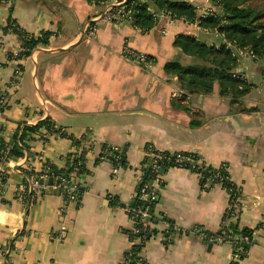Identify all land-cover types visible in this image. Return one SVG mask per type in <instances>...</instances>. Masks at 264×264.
<instances>
[{"label":"crops","instance_id":"obj_1","mask_svg":"<svg viewBox=\"0 0 264 264\" xmlns=\"http://www.w3.org/2000/svg\"><path fill=\"white\" fill-rule=\"evenodd\" d=\"M104 9L88 0H0V26L11 16L34 35L52 32L29 55L8 60L7 52L18 51L21 40L0 29V93L8 92L0 109L4 140L10 144L24 126L46 119L79 142L68 135L32 134L22 155L1 166L6 179L0 183V264L129 263L139 240L131 235L127 207L150 163V156L143 162L149 148L189 151L212 166L225 164L240 191V206L229 214L223 186L203 187L189 169L168 168L162 182H153L151 214L157 220H149L152 234L139 245L135 262L264 264V61L238 60V72L251 85L234 103L217 83L210 92L189 93L176 74L164 71L169 61H193L174 38L183 33L218 45L221 35L182 19H160L144 30L128 19H106ZM87 23L95 26L93 32L84 30ZM124 43L148 54L150 66L122 58ZM15 67L20 74L12 87ZM39 130L45 133L43 126ZM102 143L124 148L125 165L97 161ZM83 148L85 172L72 175L81 191L76 201L53 184H44L31 201L18 198L20 185L30 178L27 170L40 171L45 163L61 169ZM178 226L236 236L251 229V241L230 261L231 243L180 233Z\"/></svg>","mask_w":264,"mask_h":264},{"label":"trees","instance_id":"obj_2","mask_svg":"<svg viewBox=\"0 0 264 264\" xmlns=\"http://www.w3.org/2000/svg\"><path fill=\"white\" fill-rule=\"evenodd\" d=\"M95 4L106 0H88ZM152 4L156 11L165 9L175 14L177 17H184L187 21L192 22L196 16V9L186 3L185 1L175 0H147L139 1L134 0L132 4H125V9L131 10L133 17V24L141 29L147 30L155 24V21L151 14L147 10L148 4ZM212 5L215 6L216 11L214 14L202 18L199 21V26L203 29L215 32L221 35V38L225 42H229L238 48H244L250 50L258 57L264 56V0H212ZM3 32H13L21 40V48L17 52V58H22L30 54L31 50L38 43H47L48 36L52 33L49 31H41L38 35H34L31 32L26 31L15 18L9 16L4 25L0 26ZM173 44L177 46L182 53L190 56L193 61L189 63H180L179 61H169L164 65V71L167 73H174L178 76L181 86L189 93H207L212 90L214 83L218 84L219 93L223 96H228L230 102L234 103L244 96L250 89V83L246 82L241 75H234V71H237L238 59L235 54L232 53L230 47H227L225 43L220 42L218 45L207 44L206 42L196 39L192 35L180 33L173 41ZM8 60H11V54L7 55ZM45 128V133H42L40 127ZM2 130V129H1ZM35 132V133H32ZM39 137H46V135L57 134L60 136H70L65 131L59 130L54 127V124L49 120H42L34 126H24L20 133H15L12 138V142L8 144L2 135H0V161H7L12 156L22 155V150L27 147L26 141L33 138V135ZM74 143L77 145L79 142L73 136H70ZM17 140L22 143L19 145ZM86 149H82V153L76 157L75 155H69L67 157L66 166L58 169L47 163L43 164L40 171L27 170L28 175L38 176L41 173L49 171V174L63 178L64 182H69L72 178V166L76 162L81 161L80 170L78 173H84V153ZM166 158L157 159L155 164L158 166L156 172L152 169L151 164L145 165L142 168V174L138 180L136 193L134 200L130 204V207L142 208L149 204L153 207V200L139 199L137 193L140 187L154 179H159L162 182V175L165 171L173 167L170 163L171 155L166 151H156L150 148V153L156 155L159 153ZM188 156L198 157L196 153L184 151ZM125 149L121 147H113L112 145L102 143L97 153V161L107 158L114 165H125ZM151 155L146 153L143 162H146L147 158ZM201 157V156H200ZM184 166H188L187 160L183 163ZM220 166V165H219ZM219 166L207 165L208 171L203 170L202 176L198 179V183L203 187H207L209 184H216V178L213 173ZM225 167V164H224ZM223 179L220 183L228 193L236 192V195H240V191L237 186L231 181L227 170H222ZM226 175L227 178L224 176ZM6 174L0 170V183L4 184ZM59 179V180H60ZM57 182H60V181ZM64 182H61L64 184ZM65 198L68 194L63 191L62 186L58 189ZM80 188L76 190V199L79 197ZM25 201L34 199L31 192H25ZM234 208L229 207L228 213H233ZM129 215L130 212L128 211ZM149 220L156 221L157 218L150 214L146 221L134 222V227L131 231L133 238L141 239L146 237L147 239L152 234V229L149 225ZM230 236L236 234L233 231L228 230ZM240 235L251 236V229H243L239 233ZM139 248V242L132 248L131 254L128 255L129 264H137L136 253ZM140 263V262H139Z\"/></svg>","mask_w":264,"mask_h":264},{"label":"built area","instance_id":"obj_3","mask_svg":"<svg viewBox=\"0 0 264 264\" xmlns=\"http://www.w3.org/2000/svg\"><path fill=\"white\" fill-rule=\"evenodd\" d=\"M139 1H147V0H139ZM128 2V4H132L134 2V0H106V1H101L99 2L100 4H102L103 6H105L104 9V16L106 19H128L132 24H133V17L131 15V10L130 9H125V6L127 5L126 3ZM126 4V5H125ZM194 8L196 9V16L194 18V20L192 21V23H195L197 25H199V21L202 18H206L207 16H210L212 14L215 13L216 8L214 5H212V0H203V5L201 6H194ZM147 10L149 12V14H151V16L153 17L155 23L160 20V19H166L169 22H173L177 19H182L185 20L186 19L184 17H177L175 14L171 13L168 10L165 9H160L158 11L155 10V8L153 7V5L150 3L147 6ZM95 29V26L92 23H87L84 27V30H87L88 32H93ZM222 43H225L227 47H230L232 50V53L235 54V56H237V59L239 60L241 57H249L252 60H262L264 61V56L263 57H258L255 54H253L250 50L244 49V48H238L235 45L230 44L229 42H225L222 41ZM20 50V49H19ZM17 52L18 51H8L7 55L10 53L11 54V60H16L19 59L17 58ZM119 54L122 58L132 61V62H136L138 64H141L143 66H150L152 59L151 57L141 51H138L132 47H130L127 43H124L119 51ZM6 55V56H7ZM20 74V69L19 67H15L13 70V75L12 78L10 80V86L15 87L17 85L18 82V77ZM234 75H240V73L237 71H234ZM177 93H173V95H176ZM8 101V92L7 91H2L0 93V109L4 108L7 104ZM57 128V127H56ZM2 127L0 125V135L3 136V133L1 130ZM59 129V128H57ZM61 130V129H59ZM85 147L88 146V144H83ZM82 149H80L81 152ZM150 151V148H149ZM169 154L171 155L170 157V163L173 165V167H182V168H186L189 169L191 172H193L196 177L199 179L202 176V171L206 170L208 171L209 169H207V165L209 163L206 162V160L203 157H193L191 155H187L184 151H176V152H169ZM151 158L150 160V164L152 166V169L156 172L157 170V165L155 164L156 160L166 158L164 155H161L160 152L156 153V155L151 154ZM8 160V159H7ZM187 160L188 162V166H184L183 163ZM6 163V161H0V170L1 166ZM80 164L81 161L76 162L75 165L72 166V174L79 172L80 170ZM224 164L220 165L219 167H217V171L215 173H213L214 178H216V183L220 184L222 182L223 179V173L222 170H224ZM49 171H46L38 176H35L33 174L30 175V178L28 180V183H26L25 185H20V189L17 192V196L18 198H21L22 200L25 201L26 195L25 192H31L33 196L38 195V193L43 189L44 184L40 183V179H46L48 177H51L53 179V187L55 189H59L62 186V189L64 192H66L68 194L67 200L69 201H76V187L74 184V178L72 177L71 180L69 182H64L63 178H58L57 176H53L52 174H49ZM226 178L227 176L224 175ZM60 179V180H59ZM60 182H57V181ZM151 180L149 182V184L144 183L138 193L137 196L139 199H145V200H153L154 198V186H153V182L155 181ZM61 182H64L61 183ZM229 196V207H233L234 209L237 208L238 206H240V196L236 195V192H232V193H228ZM151 207L149 204L145 205L142 208H136V207H127V211L130 212V217L132 218V220L134 222L137 223V221L139 222H145L146 219L150 216L151 214ZM234 211V210H233ZM63 229V227H62ZM176 230H178V232L180 233H190V234H194L200 238H204V239H208L210 241H224V242H228V243H232L234 244V248L232 249V253L230 255V261L233 260H237L239 259V257L241 256V252H240V248H241V243H249L251 241V238L248 235H234V236H230L228 231L223 230L217 234H208L205 233L203 230L198 229V228H186V227H177ZM139 240V245L140 246H144L145 243L147 242V238L146 237H142ZM138 260H141L142 258L140 256H138L137 258ZM124 264H129L127 261Z\"/></svg>","mask_w":264,"mask_h":264},{"label":"water","instance_id":"obj_4","mask_svg":"<svg viewBox=\"0 0 264 264\" xmlns=\"http://www.w3.org/2000/svg\"><path fill=\"white\" fill-rule=\"evenodd\" d=\"M40 183H42V184H48V185H52L54 182H53V179L51 178V177H49V178H46V179H40ZM246 244L247 243H241V246L242 245H245L246 246ZM231 245V247H232V249L234 248V244H230Z\"/></svg>","mask_w":264,"mask_h":264},{"label":"rangeland","instance_id":"obj_5","mask_svg":"<svg viewBox=\"0 0 264 264\" xmlns=\"http://www.w3.org/2000/svg\"><path fill=\"white\" fill-rule=\"evenodd\" d=\"M245 58H246V57H245ZM240 59L242 60V59H244V57H241ZM193 62H195V61H193Z\"/></svg>","mask_w":264,"mask_h":264}]
</instances>
